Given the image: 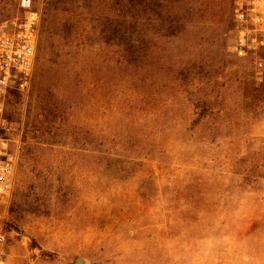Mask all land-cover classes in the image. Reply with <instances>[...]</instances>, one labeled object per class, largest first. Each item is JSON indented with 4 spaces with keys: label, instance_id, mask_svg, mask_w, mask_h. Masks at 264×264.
Wrapping results in <instances>:
<instances>
[{
    "label": "rangeland",
    "instance_id": "1",
    "mask_svg": "<svg viewBox=\"0 0 264 264\" xmlns=\"http://www.w3.org/2000/svg\"><path fill=\"white\" fill-rule=\"evenodd\" d=\"M26 1L0 0L39 34L0 108V264H264V69L229 49L233 0Z\"/></svg>",
    "mask_w": 264,
    "mask_h": 264
},
{
    "label": "built area",
    "instance_id": "2",
    "mask_svg": "<svg viewBox=\"0 0 264 264\" xmlns=\"http://www.w3.org/2000/svg\"><path fill=\"white\" fill-rule=\"evenodd\" d=\"M20 4L29 8L26 0H21ZM230 21L231 53L238 59L252 61L255 69L261 71L264 69V0H233ZM38 37L35 13L13 23L9 30L0 29V108L9 93L28 91ZM16 169L17 156L10 148V140L0 134V201H7L12 196ZM2 231L0 225V244L4 240Z\"/></svg>",
    "mask_w": 264,
    "mask_h": 264
},
{
    "label": "trees",
    "instance_id": "3",
    "mask_svg": "<svg viewBox=\"0 0 264 264\" xmlns=\"http://www.w3.org/2000/svg\"><path fill=\"white\" fill-rule=\"evenodd\" d=\"M144 53H145V54L148 53V55H149V51H145ZM145 54H144L143 57H142L143 59H145V56L147 57V55H145ZM148 59H149V58H148ZM141 62H142V61H140V64H141ZM143 64H144V63H143ZM143 64H142V65H136V66H133V65H131V64L129 63V65H128L129 67H127V68H132L134 71H136L135 73H137V71H138L139 69L142 68ZM151 65H152V63H149V64H148V68H149V66H151ZM143 69H145V67H144ZM127 70H128V69H127ZM149 70H150V69H149ZM135 73H134V74H135ZM226 84H228L227 89L230 90V89H231V85L229 84V81H228V83H226ZM213 85H214V84H213ZM224 86H225V84H224L223 86H221V87H224ZM209 92H210V93L213 92L214 99H215V98H216V95L218 94V93L215 91V89H213V91H209ZM223 93H224V92H222L221 94H223ZM213 95H209V96L212 97ZM140 97L142 98V95H141V94H140ZM217 97H221L220 94H219ZM142 99H143V98H142ZM221 99H222L223 102L225 101V100H223L222 97H221ZM221 104H222V103H221ZM194 119H195V117H194ZM199 119H200V117H199V118L197 117V119H196L195 121L197 122V121H199Z\"/></svg>",
    "mask_w": 264,
    "mask_h": 264
},
{
    "label": "water",
    "instance_id": "4",
    "mask_svg": "<svg viewBox=\"0 0 264 264\" xmlns=\"http://www.w3.org/2000/svg\"><path fill=\"white\" fill-rule=\"evenodd\" d=\"M76 264H81V261H80V259H78V260H77V263H76Z\"/></svg>",
    "mask_w": 264,
    "mask_h": 264
}]
</instances>
